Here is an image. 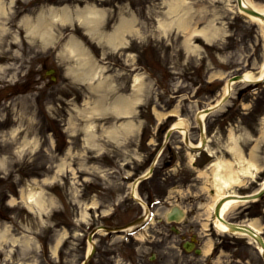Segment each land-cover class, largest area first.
<instances>
[{"label":"rangeland","instance_id":"374dc122","mask_svg":"<svg viewBox=\"0 0 264 264\" xmlns=\"http://www.w3.org/2000/svg\"><path fill=\"white\" fill-rule=\"evenodd\" d=\"M11 6L0 18V264H83L94 228L143 215L129 192L156 157L152 177L138 186L155 221L130 233L99 231L88 264H264L249 238L210 223L215 190L207 168L217 158L235 160L236 147L249 158L256 146L261 171L230 191L250 193L264 180V81L235 83L224 107L206 117L212 154L192 162L179 131L165 142L183 118L197 144V111L222 95L230 76L260 72L264 33L238 12L237 0ZM90 8L97 14L91 22L84 18ZM58 15L68 20L55 21ZM125 19L130 28L121 31ZM122 102L127 112L117 110ZM32 192L43 208L22 199ZM176 204L186 215L171 223L165 215ZM227 217L258 221L264 236V197ZM193 236L202 253L184 248ZM209 239L212 250L204 253Z\"/></svg>","mask_w":264,"mask_h":264},{"label":"bare ground","instance_id":"6f19581e","mask_svg":"<svg viewBox=\"0 0 264 264\" xmlns=\"http://www.w3.org/2000/svg\"><path fill=\"white\" fill-rule=\"evenodd\" d=\"M17 0H0V18L2 16H5L6 14L10 13V6L15 4ZM242 6H244L243 8H248V9H252L254 11L260 12L262 14H264V3H257L254 0H242L241 1ZM12 7V6H11ZM237 8H238V12H240L241 14L249 17L250 19H252L253 21L257 22L264 33V18H262L259 15L256 14H252L249 13L245 10H242L239 8L238 4H237ZM53 9H51L52 11ZM55 10V9H54ZM53 10V11H54ZM94 8H90L87 10V14L84 18H87L86 21L91 22L95 17H97V14L94 12ZM57 11V10H56ZM84 18H81L83 20H85ZM54 20L55 21H65L68 20V16L63 18L62 15H58V16H54ZM29 21V19H28ZM27 21V24H29V22ZM131 19L129 20H123L121 25H120V30L122 31L123 28H130V23H131ZM25 22V20H24ZM30 25V24H29ZM27 27V32L28 35H33V29L31 26ZM122 27V29H121ZM119 29L116 30V32L118 34H121V32L119 31ZM0 31H2V28L0 27ZM48 34V31L47 33ZM76 44V43H75ZM78 45H73V52L74 53H78L80 50L78 49ZM78 55V54H77ZM264 77V62L261 66V70L258 73H254L252 71H246L244 72V78L242 82H248L251 80H257V79H262ZM231 84L228 83V79L226 80L225 86H224V91L222 93V95L216 100L214 101L215 106L221 102L222 98L228 93L230 92V87ZM234 86V85H233ZM232 86V87H233ZM128 104L125 103H121L116 105L117 110H119L120 112H127L129 108H125V106ZM211 105V104H210ZM216 110V109H215ZM177 112L172 111L170 115H173V113ZM200 120L202 121V124L204 125V127L202 128L203 130H205L206 128V124H205V118L207 116L206 112H204V110L199 111L198 113ZM163 114H159V117H162ZM186 120H184L183 118H180L179 120L175 121L172 124L173 128H176L177 130H179V132H181L183 134V136L185 137V140L188 144V148L189 149H193V148H200L201 145H204V136L200 137V140L198 141L197 144L193 143L188 137H187V125H186ZM128 125V124H127ZM15 131H13V133H15ZM262 138H264V132L262 133ZM208 138V142L210 140L209 136H207ZM37 142V141H36ZM34 142V143H36ZM167 142V140H166ZM260 143V142H257ZM27 144V145H26ZM25 144V146H30V142L28 141ZM238 145V144H237ZM206 151L209 150L210 154H212L210 147L208 145V143L206 144ZM258 147V146H257ZM232 148H235V146H232ZM255 150L256 146H253L251 149V156L246 157L245 154L243 153V151L238 150V147H236V149H233L234 154L236 156V159H223V158H217L214 161H212L211 164H209V166L207 167L212 168V172H213V185H214V190L215 193H213V196L215 197L214 201L208 206L209 209V215L214 214L215 208L217 203L219 202L220 199L227 197L226 201L223 202L221 209L219 210V215L215 214L214 219H212L213 222V226L214 228L218 231V232H223V233H233V234H237V235H241V236H245L247 238H249L250 240L254 239L252 235L249 234V230H247V227H245L244 223L241 229H238L237 224L233 225L231 223V221L228 219L227 214L236 206L238 205H244L245 203H249L246 201V198H241V197H245L242 196V193H238L236 191H230L232 190L234 187H241L244 186V184L246 183L247 179L249 177H254L255 175H257L262 167L260 168L258 166V162L256 161V157H255ZM244 154V156H243ZM160 155V153H159ZM198 153H194L193 151L190 153L191 156V161L195 162V160L198 157ZM241 157V158H240ZM64 164H60L59 165V172H61V170L63 171L64 169ZM201 173L205 174V170H202ZM138 179V178H137ZM261 186L258 187V189H260L261 187L264 186V180L261 182L260 184ZM136 186H134L133 184V188H132V193L134 194L135 197L142 199L139 191L137 190V188H135ZM258 189L254 190V192H256ZM37 192H32V193H22V199L26 200L27 202H31L32 204H35L36 207L39 208H43L44 202L40 199L41 197H39L38 194H36ZM41 193V192H40ZM38 197V198H34V197ZM12 203H16L14 200L12 201ZM30 204V203H29ZM144 209H148V205L145 202H142ZM30 207H32V205H29ZM174 210V209H173ZM173 210H171V212H169L167 214V216L169 217L170 214L174 215L176 217V219L179 218H184L185 214L180 213L179 211H176L175 214H173ZM155 221V218L152 219L153 223ZM239 223V222H236ZM250 226H252L253 228H255L257 231H260L259 225H258V221L256 220H249L247 222ZM241 225V224H239ZM238 225V226H239ZM134 226H131L129 228L126 229V231H130L133 230ZM105 229L101 228V231H104ZM3 235L5 236V232H3ZM259 236V234H258ZM15 242V241H14ZM89 247H88V254H90V252L92 251L93 248V242L89 241ZM255 246H257V243L255 244ZM213 247V241L211 239H209L207 241L206 246L204 247V253H210V251L212 250ZM258 250H260L259 252L262 253V256L264 257V248L263 246L258 245Z\"/></svg>","mask_w":264,"mask_h":264},{"label":"water","instance_id":"95a60500","mask_svg":"<svg viewBox=\"0 0 264 264\" xmlns=\"http://www.w3.org/2000/svg\"><path fill=\"white\" fill-rule=\"evenodd\" d=\"M239 2H241V0H239ZM244 10H246L247 12H250V13H252V14L259 15V16H261L262 18H264V14H262V13H260V12H257V11H254V10H250V9H248V8H244ZM241 78H242V76H241V75H238V76H235L233 79H241ZM226 99H227V98H225L224 101H226ZM215 108H216V107H215ZM215 108L208 109L207 111L210 112V111H212V110L215 109ZM170 134H171V132L168 133V136H170ZM263 193H264V190L261 191L259 194H256L255 196H248V197H246V198H247V199L257 198V197H260ZM222 203H223V202H221L220 204H222ZM220 204H219V206H218V208H217V214H218V215H219V210H220V207H221ZM173 209H174V210H173V214H175L176 211H179V214H180V213L183 214V211L180 210L178 207H174ZM175 218H176V217H175L174 215L170 214L169 219H175ZM233 225H235V224H233ZM235 226H237L238 229H241V228L243 227V226H238V225H235ZM247 230H249V231H248L249 234L252 235V236H254L253 238H255V239L260 243V245L263 246V248H264V239H263L260 235L258 236V234H257L255 231H253L252 229H250V228L247 227Z\"/></svg>","mask_w":264,"mask_h":264}]
</instances>
